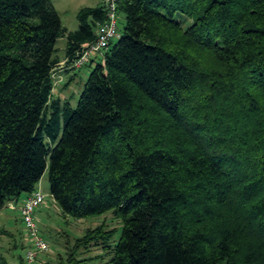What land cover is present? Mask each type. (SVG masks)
Returning a JSON list of instances; mask_svg holds the SVG:
<instances>
[{"label":"trees","instance_id":"obj_1","mask_svg":"<svg viewBox=\"0 0 264 264\" xmlns=\"http://www.w3.org/2000/svg\"><path fill=\"white\" fill-rule=\"evenodd\" d=\"M116 13L124 28L73 107L55 96L56 43L70 65L104 0L75 31L52 0H0V210L48 169L64 215L121 220L117 241L104 225L77 240L110 248L100 264H264V0H116Z\"/></svg>","mask_w":264,"mask_h":264},{"label":"rangeland","instance_id":"obj_2","mask_svg":"<svg viewBox=\"0 0 264 264\" xmlns=\"http://www.w3.org/2000/svg\"><path fill=\"white\" fill-rule=\"evenodd\" d=\"M102 1L103 0H52V3L60 17L63 27L69 31H75L79 27L77 18L79 10L84 7L97 6ZM124 25L125 16L119 14V33L122 32ZM117 41L118 38L115 37L113 43ZM65 47L66 39L59 38L56 43L57 51L55 56L60 60L65 58ZM94 58H96V55H94ZM95 65L96 62L92 63V65L77 69L75 79L65 88L62 84L66 82V79L61 72L65 70L66 64L65 62L63 65L58 64L54 72L62 77V83L59 86L60 88L56 90L55 96L60 97L62 101H68L75 107L83 91L84 84L95 68ZM37 188L40 189L45 196L43 204L36 210L38 227L40 234L51 248L50 253L41 254L40 257L49 262V264H64L66 262L67 253L70 251L77 254L76 258L78 257V259H88V264H100L103 260L105 261L108 259L107 257L100 258L99 256H103L104 253H107L110 249L109 247L103 249L101 246H92L89 248H82L78 251L76 248L77 240L82 238L89 229L104 225L107 229H114V241H117L122 233L123 225L121 220L115 218L112 212L80 219L64 215L51 197L48 169L43 174ZM9 203L0 210V264H28L26 261L28 245L25 240V229L21 212L17 204L15 209H12L9 207ZM96 256H98V258Z\"/></svg>","mask_w":264,"mask_h":264},{"label":"built area","instance_id":"obj_3","mask_svg":"<svg viewBox=\"0 0 264 264\" xmlns=\"http://www.w3.org/2000/svg\"><path fill=\"white\" fill-rule=\"evenodd\" d=\"M104 4L107 9V21L99 26L97 30V39L92 43L82 45L81 50L77 53L72 63L65 66V69L81 68L89 64L95 54L103 56L104 52L109 47L110 41L118 36L116 0H104ZM52 75L55 84L61 81L62 77L60 75L55 74V72H53ZM44 199V194L40 189L36 188L19 205L25 229V240L28 245L26 253V261L28 264H49V262L40 257L41 254L50 253L51 248L40 234L36 217V210L43 204ZM12 206L13 205L9 204V207L15 208Z\"/></svg>","mask_w":264,"mask_h":264},{"label":"crops","instance_id":"obj_4","mask_svg":"<svg viewBox=\"0 0 264 264\" xmlns=\"http://www.w3.org/2000/svg\"><path fill=\"white\" fill-rule=\"evenodd\" d=\"M65 62V58L60 60V63L61 65H63V63ZM63 67V66H61ZM76 71L77 70H64L63 72H61L64 76V78L66 79V82L71 80L73 78V80L75 79V75H76ZM28 195H23L22 194V197L21 198H18V199H15V200H12L9 204L13 205L14 207L16 206V204L18 205V209H19V205L22 203V201L27 197ZM55 202V201H54ZM12 206V207H13ZM11 208V207H10ZM12 209H15V208H12Z\"/></svg>","mask_w":264,"mask_h":264},{"label":"bare ground","instance_id":"obj_5","mask_svg":"<svg viewBox=\"0 0 264 264\" xmlns=\"http://www.w3.org/2000/svg\"><path fill=\"white\" fill-rule=\"evenodd\" d=\"M37 221H38V219H37Z\"/></svg>","mask_w":264,"mask_h":264}]
</instances>
